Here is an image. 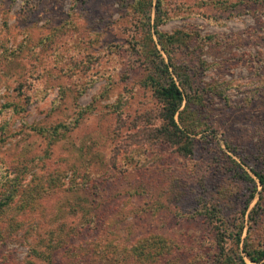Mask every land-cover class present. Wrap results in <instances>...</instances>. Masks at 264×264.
Returning <instances> with one entry per match:
<instances>
[{
  "label": "rangeland",
  "instance_id": "obj_1",
  "mask_svg": "<svg viewBox=\"0 0 264 264\" xmlns=\"http://www.w3.org/2000/svg\"><path fill=\"white\" fill-rule=\"evenodd\" d=\"M137 3L0 0V179L15 170L24 190L46 157L62 177L0 220V264H253L244 248L264 249V0ZM156 29L177 37L170 57ZM161 58L188 76L190 158L155 137L143 81Z\"/></svg>",
  "mask_w": 264,
  "mask_h": 264
},
{
  "label": "trees",
  "instance_id": "obj_2",
  "mask_svg": "<svg viewBox=\"0 0 264 264\" xmlns=\"http://www.w3.org/2000/svg\"><path fill=\"white\" fill-rule=\"evenodd\" d=\"M137 2V5L140 4V6L145 7L148 0H137ZM152 2L150 1L151 5ZM155 33L158 37V41L162 50L170 57V47L176 43L177 37L174 35L170 36L168 34H163L157 29ZM152 69L153 71H151L144 79L143 85L145 87H150L153 90L154 97L158 100L159 104L162 105V109L158 116L161 125L159 128H157L155 137L157 141L175 148L176 152L180 156H183L184 158H190L194 155L195 151V138H192L194 127L187 128L182 124L184 121V110H182V107L186 101V98L188 97L184 92V89L186 88L185 81L183 79L187 78L188 76L180 72L182 68L177 70L176 67L173 68V66L166 64L165 60L162 58L160 63L154 64ZM195 127L198 126L195 125ZM55 131V133H58L56 129ZM47 159L48 158L46 157L40 160V163L43 164L41 170L46 171L47 174L45 173V176L34 179V181L29 184L28 188L24 190V186L20 183L19 175L15 170L12 172L10 171L9 173L7 171L6 173L2 171V178L0 179V191L4 190V192H2L0 195V220H2L3 217L8 214L9 210H12L13 205L17 202L18 198H22L20 200L28 199L34 205L35 198H41L44 193L46 194V191H48L50 187L54 186L56 181H58L59 185L62 184L61 173L47 171ZM234 163L236 164V162ZM236 167L237 169L235 170V175L238 179L241 181L246 180L248 182H255L251 176L239 165ZM114 168L118 169L119 167L115 166ZM120 171L121 169H119V172ZM112 173L113 170L108 168L105 172H102L101 175L110 177ZM256 176L258 178L259 184L262 186V191L260 192V195L262 196V193L264 192V175L256 174ZM44 182H48V186H46ZM254 184L256 189L255 192H257V183ZM210 207L211 210L205 207V209L202 210L203 213H201V215L205 217L210 223L215 225V227H219L218 222H220V220L218 218V206L211 205ZM17 211L19 212L18 208ZM22 224H24V222H20L18 225L21 227ZM223 233L224 232L220 230V239L223 236ZM243 252L245 253L246 258L253 264H261L264 261V249L244 248ZM236 259H239V262H236L234 258L230 257L226 259L224 263L248 264L240 255H238Z\"/></svg>",
  "mask_w": 264,
  "mask_h": 264
}]
</instances>
